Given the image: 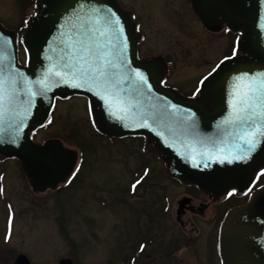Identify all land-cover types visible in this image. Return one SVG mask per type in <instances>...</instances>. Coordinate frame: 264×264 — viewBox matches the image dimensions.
Here are the masks:
<instances>
[{
  "label": "water",
  "instance_id": "95a60500",
  "mask_svg": "<svg viewBox=\"0 0 264 264\" xmlns=\"http://www.w3.org/2000/svg\"><path fill=\"white\" fill-rule=\"evenodd\" d=\"M191 3L206 28L225 23L240 32L238 53L221 60L193 97L162 85L167 68L161 57H137L135 21L117 0H41L22 37L25 64L18 61L16 32L0 23V78L8 82L0 101V155L16 157L36 189L64 182L76 151L56 138L37 144L30 132L45 124L56 98L82 95L100 132L144 136L167 172L183 183L214 196L230 189L247 192L264 167V118H255V124L238 119L232 93L238 78L256 85L264 81V0ZM112 14L118 26L106 24ZM96 28L108 31L115 45L116 67L104 86L73 79L65 67L79 55L77 40ZM220 249L224 264H264V185L228 213ZM59 264L73 262L61 258Z\"/></svg>",
  "mask_w": 264,
  "mask_h": 264
},
{
  "label": "rangeland",
  "instance_id": "374dc122",
  "mask_svg": "<svg viewBox=\"0 0 264 264\" xmlns=\"http://www.w3.org/2000/svg\"><path fill=\"white\" fill-rule=\"evenodd\" d=\"M29 1L0 0L1 23L7 28H17L23 17L35 8L34 2ZM135 4L147 25L148 43L142 47L147 53L144 54L167 56L172 61L169 83L185 95L194 93L196 79L210 71L222 53H229L234 36L225 35L224 40L221 33L204 32L184 0L172 2L171 19L180 24L174 27L165 26L168 22L160 15L164 5L161 1L135 0ZM148 48L151 50H145ZM22 56L20 54L21 60ZM49 120L50 124L35 132L33 139L61 138L68 147L78 151L80 157L81 147L77 141H89L85 143V165L77 175L79 178L69 184L70 188L34 192L19 172L18 161L0 160V196L7 192V198L0 197L1 256H7V249L11 253L24 251L35 264H55L59 257L70 256L71 243L77 252L78 264H126L129 245L143 238L155 241L157 234L162 237L166 232L157 226L152 236L150 231L148 235L139 232L146 223L153 222L155 215L164 218L160 212L165 201L153 202L156 197L153 191L160 190L158 186L149 185L133 196L125 188L131 170L142 161L139 151L143 140L127 138L114 142L100 136L92 125L86 98L77 95L56 101ZM150 166V178L159 180L154 171L161 169L163 162L156 157ZM164 178L167 196L171 192L168 187L176 183ZM180 193L170 196L171 204L166 213L169 222L174 220ZM202 218L203 215L187 212L182 216L185 230L189 229L190 222ZM67 239L70 242L67 243ZM202 250L205 251L204 245L200 247ZM183 255L196 262L188 251ZM7 261L5 264H12V260Z\"/></svg>",
  "mask_w": 264,
  "mask_h": 264
},
{
  "label": "flooded vegetation",
  "instance_id": "af4514ba",
  "mask_svg": "<svg viewBox=\"0 0 264 264\" xmlns=\"http://www.w3.org/2000/svg\"><path fill=\"white\" fill-rule=\"evenodd\" d=\"M29 1V0H27ZM33 2H37L40 0H30ZM29 1V2H30ZM152 2L158 0H149ZM161 3H164L161 11V17L167 21L168 23L165 26L174 27V25H180L177 21H173L170 16L172 2L174 0H159ZM186 2V6H188V10L192 13L194 17L198 20L202 30L204 32L212 33H221L225 40V24H219L214 29H207L201 20L199 19L198 15L193 10L191 0H184ZM123 7L131 12L133 19L137 24V31L140 35L138 40V51L142 57H151L155 55L162 56L168 62L172 61L165 55L162 54H144L147 52H143L142 47L145 45L147 46L148 39L146 37L147 33V25L145 24V20L143 19V15L139 12L138 7L135 4V0H118ZM174 15V14H173ZM177 16V14H175ZM190 25H193L192 22H189ZM151 50V48L145 49ZM225 51V50H224ZM225 57V52L218 57V60ZM172 65H170V68ZM117 142L116 140H113ZM142 161L140 166H137L136 169H132L130 172V178L126 184V189L132 194V196L138 191L143 188H148L149 185H157L160 190L154 192L155 201H165V206L163 207L160 215H155L153 222L146 223L144 226L145 228L141 227L139 232L143 235L147 234L150 231L151 236L155 233V227L157 226L159 229L165 230V234L160 236L161 234H157L158 239L155 238V241H151V239L143 238L136 243H132L129 245L128 255H127V264H224L223 256L221 254L220 249V235L219 229L221 223L224 221L227 213L234 207L244 203L248 198L251 190L243 195L240 196L236 194L234 191H228L225 195L214 197L209 195L208 193L202 191L198 187L194 185H185L181 183L179 180L172 176H168L162 166L161 169L154 171L159 176V180L151 179L150 173L152 172L151 169L148 168V161L149 156L141 154L140 156ZM85 154L82 155V159L77 162V168H81L85 165ZM0 160H6V158L0 156ZM12 160V159H7ZM16 160V159H15ZM18 161V160H16ZM19 163L20 173H22L21 165ZM80 169V171H81ZM23 174V173H22ZM79 174V171H78ZM25 177L26 182L30 185L31 189L34 192H44L47 190L50 191H59L61 189L70 188L67 184H72L75 179L79 176L74 172L69 176L67 182L64 184L58 185L55 189H45V190H37L33 186H31L28 178ZM168 178L170 181L176 183L174 186H169L168 190L171 191L167 196L165 195L166 187H165V178ZM167 180V179H166ZM77 181V180H76ZM264 183V174L261 172L258 175V179L256 183L253 185L252 189L262 185ZM135 185V188L133 187ZM177 192H181L182 195L180 198L176 200V210L174 220L169 222L167 219L166 213L170 208V196L173 194L176 195ZM1 198H7V192L4 191V196H0ZM0 198V199H1ZM145 198V197H144ZM9 203L12 205V201L9 199ZM187 212L189 213H196L198 215H203L201 220L198 222H190V219L187 221L190 222V227L186 231L184 227L185 220L182 219ZM145 217V216H144ZM148 217V216H146ZM174 224H177L179 227H175ZM149 226V227H147ZM183 227V228H182ZM147 232V233H146ZM9 239V238H8ZM70 242L69 239H67ZM202 245L205 246V251H200V247ZM71 252L69 255H64L59 257L56 260L55 264H59V260L64 257H69L72 259L73 264H78L75 261L76 250L73 249V244L70 243ZM8 248V247H7ZM189 249V250H188ZM7 256H1L0 253V264H5V261L12 260V264H35L34 259L29 256L28 253L24 251H17L15 253H11L9 249H7ZM188 251L191 257L195 256L196 262H192L188 260L184 255L183 252ZM12 255H11V254ZM11 256H8V255ZM24 256V259H19V256ZM7 261V262H8ZM21 262V263H20ZM7 264V263H6ZM9 264V263H8Z\"/></svg>",
  "mask_w": 264,
  "mask_h": 264
},
{
  "label": "snow or ice",
  "instance_id": "6c2138e0",
  "mask_svg": "<svg viewBox=\"0 0 264 264\" xmlns=\"http://www.w3.org/2000/svg\"><path fill=\"white\" fill-rule=\"evenodd\" d=\"M113 16L114 14L108 18L106 24L118 26L119 20L118 18L113 19ZM116 31L122 32L123 29L117 28ZM77 44L79 45L77 49L79 55L74 58L72 63L65 65L70 70L73 79H79L85 84L91 81L97 86L106 85L112 76L111 69L116 67L113 51L115 45L108 37V31L100 28L89 29L83 38L77 40ZM135 75L141 81L146 82V78L140 72H136ZM240 79L238 78L232 93L233 108L236 110L238 119L241 121L251 120L255 124V118H264V81L256 85L254 81L240 83ZM7 83L0 78V101L7 92ZM255 134V131L250 133V135ZM247 143L252 145L253 141L249 139ZM133 187L135 188V185Z\"/></svg>",
  "mask_w": 264,
  "mask_h": 264
},
{
  "label": "trees",
  "instance_id": "16d2710c",
  "mask_svg": "<svg viewBox=\"0 0 264 264\" xmlns=\"http://www.w3.org/2000/svg\"><path fill=\"white\" fill-rule=\"evenodd\" d=\"M77 136V135H76ZM89 141H77V144L80 145V147L82 148V150L85 152L86 151V144L88 143ZM86 143V144H85ZM149 153L150 154H153L155 153V150L153 149V147L151 145H149Z\"/></svg>",
  "mask_w": 264,
  "mask_h": 264
}]
</instances>
